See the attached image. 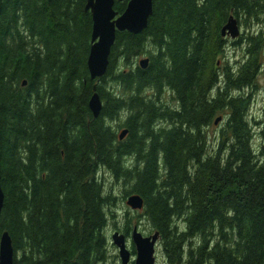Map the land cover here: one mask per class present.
I'll use <instances>...</instances> for the list:
<instances>
[{
    "label": "trees",
    "instance_id": "trees-1",
    "mask_svg": "<svg viewBox=\"0 0 264 264\" xmlns=\"http://www.w3.org/2000/svg\"><path fill=\"white\" fill-rule=\"evenodd\" d=\"M85 4L0 0V236L13 264L106 262L116 197L104 174L121 200L141 197L166 264H264V114L249 117L264 0H153L147 27L116 34L94 81ZM231 16L248 30L233 41L243 50L234 67L222 60Z\"/></svg>",
    "mask_w": 264,
    "mask_h": 264
},
{
    "label": "water",
    "instance_id": "water-1",
    "mask_svg": "<svg viewBox=\"0 0 264 264\" xmlns=\"http://www.w3.org/2000/svg\"><path fill=\"white\" fill-rule=\"evenodd\" d=\"M115 1L123 2L124 0H86L84 11L90 13L92 20L91 46L87 59L91 81L100 79L105 75L116 34L128 32L137 35L142 33L147 27L148 19L152 14L153 0H128L121 14L114 10ZM239 35L240 30L237 20L231 16L223 26L221 36L236 39ZM147 66V58L139 61L140 68L145 69ZM88 108L94 118L99 116L102 103L96 93L90 98ZM220 120L221 118H217L214 125H217ZM127 132V130L121 131L119 140H122ZM126 205L132 211H138L143 208V200L138 195H131L127 198ZM2 207L3 192L0 185V213ZM158 237L159 233L156 232L150 238H143L137 230H133L132 242L137 251L135 264H154V248ZM111 240L112 244L118 248L121 263L127 264L129 253L125 247L124 237L116 232L112 235ZM13 260L14 251L11 240L5 232L0 236V264H13Z\"/></svg>",
    "mask_w": 264,
    "mask_h": 264
},
{
    "label": "rangeland",
    "instance_id": "rangeland-1",
    "mask_svg": "<svg viewBox=\"0 0 264 264\" xmlns=\"http://www.w3.org/2000/svg\"><path fill=\"white\" fill-rule=\"evenodd\" d=\"M239 27H240L239 30H240L241 35L248 32V30L246 31L244 28H241V26ZM259 29H264V24L262 26H259V28H256V30H259ZM226 40H227V44L225 47L224 57L222 60H223V63L228 62L230 66L234 67L242 59L243 50L240 47L234 46L235 44L233 43V41L235 40L231 39L229 36L226 37ZM144 58H146V56L144 55L140 56L137 59V63L138 61ZM251 101L252 103H251L250 111H249L250 120H252L253 118H256L257 120H261L263 117L262 115L264 114V50H263V57H262V68L257 78V90L254 92V95L252 96ZM171 102L172 101L168 99V103L171 105H174ZM219 127H221L219 126V124L214 125L210 127L207 131L208 146L210 150H212V148L213 149L216 148V143H217L216 134L219 130ZM252 146L254 150H258L260 146L259 131L256 130L254 127H253V134H252ZM104 178H105L106 187L114 186L112 192L114 196L116 197L115 206L111 208V211L114 213V217L112 218L109 217L108 224L105 229V235L107 237V240L110 242L113 230L115 228L116 229L118 228L119 230H121L123 228V225L126 223L127 219L131 221V224H130L131 228L134 225H137L138 223L141 222L140 226L142 228L150 230L151 227L149 223L147 222V220L145 219V217L143 216V211L141 210L132 211L126 205L127 198H125V200H121L122 186L120 184L115 183L113 178L108 174H104ZM128 187L129 186L125 187L124 189H128ZM107 248H108V258L106 262H104L103 264H118V261H116L115 259L117 255L116 250L110 244H108ZM156 252H157L156 264H166L165 258L163 256L161 244L158 245Z\"/></svg>",
    "mask_w": 264,
    "mask_h": 264
},
{
    "label": "flooded vegetation",
    "instance_id": "flooded-vegetation-1",
    "mask_svg": "<svg viewBox=\"0 0 264 264\" xmlns=\"http://www.w3.org/2000/svg\"><path fill=\"white\" fill-rule=\"evenodd\" d=\"M142 211V210H141ZM144 216V215H143ZM145 217V216H144ZM146 219V218H145ZM148 222V221H147ZM129 223V224H128ZM141 223V222H140ZM140 223H138L137 225H134L132 228H131V221L129 219L126 220V223L123 225V228L121 230H119L118 228L114 229L113 230V233H119L120 235H122L124 237V243H125V247H126V250L128 251L129 253V261L127 264H135V261H136V257H137V251H136V247L134 246L133 242H132V233H133V230H137V232L143 237V238H150L151 236H153L157 231L155 230H152L150 228L149 229H145V228H142L140 226ZM108 244L112 245L111 242L108 241ZM161 244V241H160V235L155 243V251H154V264H156V261H157V247L158 245ZM112 247L116 250L117 252V255L115 257L116 261H118V264H122L121 263V260H120V257H119V253H118V249L112 245Z\"/></svg>",
    "mask_w": 264,
    "mask_h": 264
},
{
    "label": "bare ground",
    "instance_id": "bare-ground-1",
    "mask_svg": "<svg viewBox=\"0 0 264 264\" xmlns=\"http://www.w3.org/2000/svg\"><path fill=\"white\" fill-rule=\"evenodd\" d=\"M240 28V27H239ZM90 76V75H89ZM128 198V197H127ZM127 200V199H126Z\"/></svg>",
    "mask_w": 264,
    "mask_h": 264
}]
</instances>
